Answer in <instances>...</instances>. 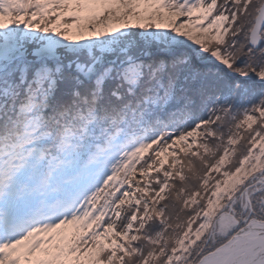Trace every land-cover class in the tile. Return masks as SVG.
<instances>
[{"label": "snow or ice", "instance_id": "snow-or-ice-1", "mask_svg": "<svg viewBox=\"0 0 264 264\" xmlns=\"http://www.w3.org/2000/svg\"><path fill=\"white\" fill-rule=\"evenodd\" d=\"M0 264H264V0H0Z\"/></svg>", "mask_w": 264, "mask_h": 264}, {"label": "rangeland", "instance_id": "rangeland-1", "mask_svg": "<svg viewBox=\"0 0 264 264\" xmlns=\"http://www.w3.org/2000/svg\"><path fill=\"white\" fill-rule=\"evenodd\" d=\"M181 19H183V18H181Z\"/></svg>", "mask_w": 264, "mask_h": 264}]
</instances>
